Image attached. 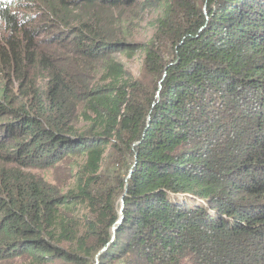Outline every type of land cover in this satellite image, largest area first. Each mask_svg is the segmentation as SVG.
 Returning a JSON list of instances; mask_svg holds the SVG:
<instances>
[{"label": "trees", "instance_id": "obj_1", "mask_svg": "<svg viewBox=\"0 0 264 264\" xmlns=\"http://www.w3.org/2000/svg\"><path fill=\"white\" fill-rule=\"evenodd\" d=\"M0 24V264H264V0H0Z\"/></svg>", "mask_w": 264, "mask_h": 264}, {"label": "rangeland", "instance_id": "obj_2", "mask_svg": "<svg viewBox=\"0 0 264 264\" xmlns=\"http://www.w3.org/2000/svg\"><path fill=\"white\" fill-rule=\"evenodd\" d=\"M16 12L18 13V16L21 17L23 15H26L28 13H31L34 15H36L34 18L37 21L39 19L40 16V12L34 10V9H30V10H25L22 8H18L16 9ZM157 14L154 12L150 13L147 15V17L144 20V23L141 25V29L139 30L138 33H136V37L135 40L137 42H146L149 40L150 36L153 33V29H152V22L151 20L154 18H156ZM45 36V35H44ZM10 38H18V35H15L13 37H11L10 32L6 29L4 24H0V48L3 49V52H7L9 53V46H8V40ZM5 50V51H4ZM115 58L118 62H120L124 69L127 71V73L134 79H138L140 77L141 71H142V64H143V59H144V55L141 51H136L133 56L131 58H127L126 56L123 55H115ZM8 66H4L3 64H0V75L1 74H6L8 71ZM24 70L29 74L32 75L33 71L29 68H24ZM11 72V71H10ZM97 79H100V75L97 76ZM98 82V81H95ZM99 83V82H98ZM5 84V80L3 79V75L0 76V88H3V85ZM156 87L158 88V90L161 89L160 86V82L156 83ZM152 86L147 87V92L150 93V91L152 90ZM79 112L77 111L74 119H73V128L75 129H81L83 130L85 128V124L81 121V118L79 117ZM76 160H78V163H81V158L78 157L76 158ZM76 164L72 165L73 167V171L72 173L70 172V166H65V168H60L57 172L52 171L51 169H33L32 173L36 176H38L39 178L45 179V180H49L51 181L54 177V174L57 173L58 179L63 181V179H67L68 178V171L70 172V177H72V175L75 173L76 168ZM114 164H113V159H105L103 161V165H102V175L107 177L109 174V171L112 172L113 168H114ZM71 184V183H70ZM185 264H189L187 262H185Z\"/></svg>", "mask_w": 264, "mask_h": 264}, {"label": "water", "instance_id": "obj_3", "mask_svg": "<svg viewBox=\"0 0 264 264\" xmlns=\"http://www.w3.org/2000/svg\"><path fill=\"white\" fill-rule=\"evenodd\" d=\"M124 194H125V192L123 193V195L120 197V199H119V203H120V205H121V208H120V210H119V213L121 214V212H122V204H123V196H124ZM113 232H114V229L112 230ZM102 252V251H101ZM100 252V253H101ZM100 253L98 254V255H100Z\"/></svg>", "mask_w": 264, "mask_h": 264}]
</instances>
